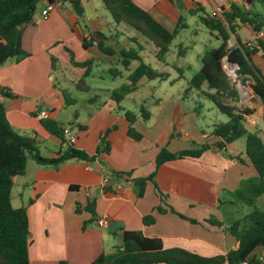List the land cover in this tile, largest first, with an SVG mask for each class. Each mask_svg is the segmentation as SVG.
<instances>
[{"label": "crops", "instance_id": "0c3cea01", "mask_svg": "<svg viewBox=\"0 0 264 264\" xmlns=\"http://www.w3.org/2000/svg\"><path fill=\"white\" fill-rule=\"evenodd\" d=\"M81 2L84 8L82 18L73 12L68 2L56 0V9L47 20L42 18V11L48 2H41L34 21L23 27L22 48L28 57L21 61L11 59L0 65V90L9 89L15 96L7 98L0 93V103L5 106L7 119L15 132L36 139L42 157L55 158L65 149V145L43 127L42 120L37 117L41 111L48 112L49 119L62 125L71 124L77 114L76 125L82 126V129L71 128L77 138L74 146L89 156L96 154L100 139L108 130L117 124L122 125L115 127L108 135L109 154H102L94 164L72 160L53 167L28 159L25 174L15 179L11 203L14 208L27 207L30 264H59L62 261L68 264H93L100 256L111 255L122 246V230L142 231L146 237L160 238L166 249L181 248L207 258L237 249L238 243L229 232V227L248 208L233 204L234 192L243 181L257 178L256 170L246 158L244 139L221 151L212 148L200 158L167 162L156 168L159 148L166 147L172 153L183 151L179 147L174 150L171 144H177L186 137L184 115L181 129L184 136H179L174 128L173 132L170 129L159 130L150 138L149 143L152 144L148 146H144L146 137L139 127L135 128L143 136L141 141L128 136L129 123L125 115L114 119L111 111L116 103L111 100L114 103L111 105L100 95L94 94L87 100L90 107L86 110V116L78 110L74 111L73 120L63 115L64 111L78 103L77 99L72 98L68 86L77 90L76 83L85 73V69L74 64L92 61L91 77L98 59L103 57L91 40L98 42L96 35L102 34L108 39V46L126 41L129 43L121 49H127L133 46L130 38L135 37L131 30L114 22L104 6V0ZM133 2L170 32L175 30L181 18L184 19V30L195 24L197 30L192 33L194 36L201 32V22L199 15H192L191 11L203 10L210 16L217 13L218 18L222 19L223 12L230 11L231 5L244 6L243 0ZM255 10L264 12V9ZM242 31L250 37L242 38ZM237 35L243 44L254 43L257 39L264 42V33L255 35L249 26L239 28ZM119 36L122 38L118 39ZM230 41L234 46L239 45L235 36ZM252 61L264 75L262 53L254 55ZM248 82L251 85V81ZM240 86L243 87L242 84ZM242 89L247 90L245 87ZM63 91L77 102L67 106ZM92 91L112 93V90H93L91 87ZM250 95L255 99L253 92ZM127 101L132 100L128 98L123 102ZM256 102L245 105L256 109V113L247 119V124L262 131L260 125L264 126V108L259 100L256 99ZM227 121L224 118L220 123ZM136 124L139 125V119L134 126ZM216 125L212 126L210 133L203 132L208 145L218 140L212 135ZM194 144L191 149L199 146ZM42 148L48 149L49 155H43ZM238 158L243 159L244 163ZM114 172L127 174L126 180L120 181L123 187L118 193L103 186L105 176H111ZM153 174L155 183L149 182L140 197L134 181ZM92 201L95 204L94 215L86 209ZM156 208L162 211L154 212L155 224L145 227L143 218ZM101 219H106L108 225L99 226ZM91 220L93 222L85 226ZM209 220L221 225H210L207 223Z\"/></svg>", "mask_w": 264, "mask_h": 264}, {"label": "trees", "instance_id": "16d2710c", "mask_svg": "<svg viewBox=\"0 0 264 264\" xmlns=\"http://www.w3.org/2000/svg\"><path fill=\"white\" fill-rule=\"evenodd\" d=\"M45 0H0V65L8 60L21 61L28 57L22 48L23 27L34 21L38 5ZM55 3L56 0H46ZM68 2L73 12L82 18L84 8L81 0H63ZM244 6L231 5L230 11L223 12L222 19L206 15L203 10L191 11L192 15H199V21L220 41V46L207 49L201 58V69L189 82L188 91L196 90L211 101L221 114L228 119L214 127L212 135L218 140L213 145H202L178 153L170 152L166 147L159 148L155 159L156 168L172 161L186 158H200L206 151L216 148L224 150L228 145L244 139L245 155L257 172V178L248 179L241 183L234 192V205L241 204L248 208L229 227V232L236 239L238 248L224 255L207 258L181 248L166 249L160 238H149L142 231L122 230L123 244L111 255H102L93 264H264V210L258 207L259 199L264 196V135L261 132H252L246 128L247 119L256 113L255 108L240 104V93L235 83L228 76L225 64L238 67L239 79L251 81V89L255 100L264 108V75L253 63L252 58L258 53L264 57V42L255 40L252 46L243 44L237 32L242 26H249L255 35L264 33V12H257L256 5L264 7V0H243ZM104 6L110 13L115 23L125 26L136 33L130 42L133 46L128 49L116 51L106 44L107 38L97 34L99 41L97 48L105 58L119 57L117 66H122L127 72L126 82L111 93V100L118 106L131 95L136 93L144 80L164 81L169 75L145 63L141 54L151 47L159 63L166 67H173L166 57L171 51V46L179 34L185 29L182 26L184 19H180L178 26L170 32L157 22L148 12L136 5L133 0H104ZM235 36L239 45L229 47L231 37ZM141 37V38H140ZM85 48L87 44H84ZM188 48L180 46L179 56H184ZM138 65L132 68L133 63ZM75 66L85 69L84 75L76 83L78 91L90 93L91 87L86 78L91 74L93 62L88 61ZM182 71L181 69H178ZM113 78H123V71L118 67L110 68ZM206 88V90H204ZM0 93L7 98H14L9 89H1ZM67 106L74 105L77 101L69 94L62 92ZM91 102L93 99L90 100ZM125 118L129 123L128 136L135 141H141L143 136L135 128L139 118L148 121L151 114L141 107L140 116L133 111H125ZM69 125H62L53 119L42 120L46 131L66 142L64 129L82 126L76 125L77 114ZM264 117V114H263ZM184 119L178 118L174 130L179 136H184L181 131ZM115 127L108 130L100 139V144L94 156H89L74 145L67 146L55 158L42 157L36 139L22 136L14 131L10 125L5 106L0 103V264H30L29 249L30 224L27 207L14 208L11 203V194L15 179L25 174L27 161L32 158L37 164L43 166L59 167L72 161H85L95 163L102 154H109L110 143L107 138ZM195 146V144L193 143ZM241 163L243 159L238 158ZM126 175L114 172V180L124 181ZM155 174L139 178L134 181L141 197L149 182L155 183ZM110 189L111 186H106ZM94 201L88 204L87 210L94 215ZM161 212L156 208L150 215L143 218V225L149 227L155 224L154 212ZM93 220L86 222L85 226ZM195 223V222H192ZM210 225L221 224L215 220L207 221ZM59 264H68L65 261Z\"/></svg>", "mask_w": 264, "mask_h": 264}, {"label": "rangeland", "instance_id": "374dc122", "mask_svg": "<svg viewBox=\"0 0 264 264\" xmlns=\"http://www.w3.org/2000/svg\"><path fill=\"white\" fill-rule=\"evenodd\" d=\"M257 9L263 10L264 7L257 4ZM258 10V11H259ZM257 11V10H256ZM198 36H194L192 33L197 30L195 24L192 25L190 29L184 30L182 34L175 39L171 46V51L166 57V61L172 66H176L178 69L173 67H166L164 64L159 63L155 55L152 53V48L147 47L146 51L141 54L145 63L151 64V66L159 71H164L168 73L169 77L167 80L159 81H147L142 82L140 89L131 95L129 98L132 101H127L121 103L119 106L112 103L111 94L105 92L92 91L91 93H85L78 91L71 86H68V90L72 98L77 99L78 103L75 107H71L63 112V115L67 118L73 120V113L75 110H78L83 115L86 116V110L90 107L87 100L94 94L100 95V97L110 103L114 104V109L111 111L112 116H124L125 111H133L138 116L139 110L141 107H144L146 111L151 114L149 122L143 121L139 118V130L145 135L144 146H148L150 138L155 135L159 130H168L170 129L173 132V128L176 124V118H182L184 115L186 124L185 131H187L186 137L181 140L179 143L171 144L172 148L175 150L179 147L184 151V149H191L193 143H196L199 146L205 145L208 141L203 132L210 133L212 131V126L214 124H219L220 121H223L224 118H227L225 115L221 114L217 107L210 101L205 100L200 92H195L194 90L188 91V82L196 75L201 69V58L204 52L207 49H214L220 46V41L212 38L209 31L199 24ZM134 33L135 31L131 29ZM136 34V33H134ZM241 37H250L245 31L241 32ZM122 38L119 36L118 39ZM141 38V37H140ZM129 42H123L120 45L112 44L116 50H120L126 46ZM183 48H188L184 56H179L180 46ZM128 49V47H126ZM104 56L98 59L97 66L91 77L86 78V82L92 87L93 90H115L120 85L126 82L127 72L123 69L122 66H117V59L119 57H113L106 59L104 62ZM138 65L137 62L133 63L132 68H135ZM118 67L123 71V78H113L110 74L109 68ZM226 72L231 80L235 83L236 88L240 93V104L250 105L257 104L256 100L250 97L252 94V89L247 87V92L242 89L241 84L250 85L248 81L239 79L238 74L236 77L232 76L230 71V66L228 63L225 64ZM235 72L237 73V68L235 67ZM197 94L200 96L198 97ZM201 104V107H198L197 104ZM120 107V109H119ZM104 108V105L101 106V109ZM88 117V114H87ZM223 118V119H222ZM122 125H115L116 128H120ZM264 132V126L260 125ZM246 128L252 132H261L258 128L251 127L246 124ZM182 129V127H180ZM139 131V132H140ZM141 133V132H140ZM168 133V132H166ZM166 141V140H165ZM244 144V141H242ZM164 143H168L164 142ZM49 149V147H48ZM48 149L42 148L41 153L45 156L49 155ZM148 154V152H147ZM258 207L264 210V196H262L258 201Z\"/></svg>", "mask_w": 264, "mask_h": 264}, {"label": "built area", "instance_id": "2783aa9c", "mask_svg": "<svg viewBox=\"0 0 264 264\" xmlns=\"http://www.w3.org/2000/svg\"><path fill=\"white\" fill-rule=\"evenodd\" d=\"M56 9V4L55 3H47L46 7L44 8V10L42 11V18L44 20H47L51 13ZM213 16L218 17V14L215 13L213 14ZM261 35V34H259ZM93 45L97 47V41L96 40H91ZM234 45L231 43V41H229V47H233ZM247 46L251 47L252 43H248ZM235 68V67H234ZM238 69V67H236ZM40 120H46L49 119V113L46 111H41L38 113L37 116ZM64 135L66 138V142L64 143L65 148L69 145H75L77 138L75 135L72 134V130L70 127H66L64 129ZM90 166H93L90 165ZM103 186H111L112 190L114 193H118L121 189H122V184L120 183L119 180H114L112 178V176L107 175L105 176V178L103 179ZM98 225L99 226H107L108 225V221L106 219H101L98 221ZM243 264H247V263H243Z\"/></svg>", "mask_w": 264, "mask_h": 264}, {"label": "bare ground", "instance_id": "6f19581e", "mask_svg": "<svg viewBox=\"0 0 264 264\" xmlns=\"http://www.w3.org/2000/svg\"><path fill=\"white\" fill-rule=\"evenodd\" d=\"M229 72L231 73L232 76L236 77L237 73L235 72L234 67L230 66V71H229ZM240 84H241V83H240ZM242 88H243V87H242ZM245 91L247 92V90H245Z\"/></svg>", "mask_w": 264, "mask_h": 264}, {"label": "water", "instance_id": "95a60500", "mask_svg": "<svg viewBox=\"0 0 264 264\" xmlns=\"http://www.w3.org/2000/svg\"><path fill=\"white\" fill-rule=\"evenodd\" d=\"M228 65L229 66H232V67H237L236 65H233V64H228ZM242 86L245 87V88H247V87L251 88V86L250 85H247V84H242Z\"/></svg>", "mask_w": 264, "mask_h": 264}]
</instances>
